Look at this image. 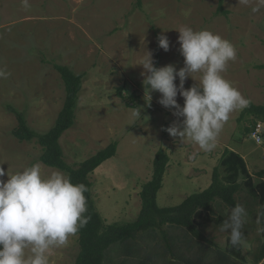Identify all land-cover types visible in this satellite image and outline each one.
I'll list each match as a JSON object with an SVG mask.
<instances>
[{
    "label": "rangeland",
    "instance_id": "1",
    "mask_svg": "<svg viewBox=\"0 0 264 264\" xmlns=\"http://www.w3.org/2000/svg\"><path fill=\"white\" fill-rule=\"evenodd\" d=\"M28 3L25 8L21 0H0V69L10 73L6 79L0 78V167L5 172L15 173L39 163L45 178L53 171L68 176L40 160L42 147L36 141H20L13 135L18 120L12 108L22 111L36 130L47 131L55 124L64 104L65 86L49 63L52 61L85 73L76 123L61 138L67 162L78 164L111 142L119 143L117 154L90 174L95 202L108 223L138 217L140 192L153 175V160L161 148L170 156L158 194L161 207L178 205L206 189L228 146L248 147L250 154L260 153L263 160L264 145L257 144L251 134L264 117L242 118L244 109L231 114L211 152L170 136L166 129L182 118L158 103L159 92H152L149 101L141 75L144 69L139 65L150 52L155 67L158 60L157 68L172 64L179 70L184 58L177 29H206L236 48V60L229 62L224 78L251 102L264 104V3L260 0H248L247 4L224 0L227 13L219 10L220 0ZM161 34L169 40L168 51L158 46ZM193 78L186 79L185 89L199 81L200 73ZM175 83L179 85L178 77ZM177 102L184 104L179 94ZM137 111L139 116L134 115ZM2 179L6 181L7 175ZM236 197L249 216L243 228L245 258L237 259L236 264H256L264 244L257 223L259 202L246 188ZM229 208L220 200L215 202L212 220L200 225L206 241L198 240L185 227L167 224L111 245L104 264H229L221 254L229 246L228 233L219 230ZM78 237L76 233L65 246L52 249L49 264H75L80 251ZM263 263L264 259L259 264Z\"/></svg>",
    "mask_w": 264,
    "mask_h": 264
},
{
    "label": "clouds",
    "instance_id": "2",
    "mask_svg": "<svg viewBox=\"0 0 264 264\" xmlns=\"http://www.w3.org/2000/svg\"><path fill=\"white\" fill-rule=\"evenodd\" d=\"M21 2L25 8L29 7L28 0ZM247 2L239 0L242 4ZM177 31L183 67L177 70L169 64L157 68L152 54L147 52L139 64L144 69L143 85L148 90L149 101L152 92H159L158 103L174 109L173 115L182 118L166 129L170 136L211 152L231 114L249 107L251 101L222 75L229 62L237 57L236 48L229 40L189 26H181ZM157 40L160 48L169 50L165 35H159ZM196 73H200L199 81L185 89L186 79H194ZM9 75L0 69V78L6 79ZM178 94L184 100L183 106L177 102ZM134 115L139 116L140 112ZM6 175L5 181L2 178ZM87 191L85 184H73L60 171H53L45 178L39 163L15 173L0 167V264H49L50 251L65 246L69 237L89 222L90 217L85 215ZM247 218L245 206L237 203L228 209L227 218L219 226L221 232L228 233L232 247L244 242ZM261 218H264V206L257 212L258 224ZM259 231L264 232V227Z\"/></svg>",
    "mask_w": 264,
    "mask_h": 264
},
{
    "label": "trees",
    "instance_id": "3",
    "mask_svg": "<svg viewBox=\"0 0 264 264\" xmlns=\"http://www.w3.org/2000/svg\"><path fill=\"white\" fill-rule=\"evenodd\" d=\"M223 2L224 0H220L219 10L227 13ZM49 63L60 73L65 86L64 104L55 124L47 131L36 130L28 123L22 111L12 108L18 120L13 135L20 141H36L42 147L40 160L45 165L66 172L73 184L83 183L88 188V191L84 193L87 199L85 215L90 219L87 225L77 232L80 251L75 264H104L106 251L111 245L135 238L141 231L162 229L167 224L185 227L198 240L206 241L208 238L200 225H205L212 220L210 212L215 202L220 200L230 207L234 206L238 203L236 195L243 188H246L249 194L258 200V211L261 206H264V180L256 183L245 158L234 150L226 149L221 164L214 168L212 182L206 189L189 195L178 205L161 207L158 204V194L163 188L165 173L170 162L169 154L161 148L156 152L153 160V175L140 192L142 208L138 217L125 222L108 223L95 202L94 183L90 179V174L117 154L119 143L111 142L78 164L72 165L67 162L61 138L76 123V111L85 73H77L70 66L62 63L54 61ZM158 63L157 60L156 67ZM120 94H122L121 90ZM250 115L264 117V104L251 102L249 107L243 110L241 117ZM257 175L264 177V170ZM260 224L261 228L264 227V218H261ZM261 234L264 237V232ZM221 254H224L229 264H236L237 259L245 258L243 245L232 247L229 243L225 253ZM263 259L264 244L255 263L259 264Z\"/></svg>",
    "mask_w": 264,
    "mask_h": 264
},
{
    "label": "crops",
    "instance_id": "4",
    "mask_svg": "<svg viewBox=\"0 0 264 264\" xmlns=\"http://www.w3.org/2000/svg\"><path fill=\"white\" fill-rule=\"evenodd\" d=\"M227 149L234 150L240 153L245 158L248 169L250 173L253 175L254 181L256 183L260 182L261 180H264V177H259L257 175L260 171L264 170V155H263V160H261L262 157L260 156V153L252 155L248 152L249 150L248 147L238 146V144L236 145V147L228 146ZM255 156H260V157H255ZM253 158H255L257 161H253V162L250 161V159Z\"/></svg>",
    "mask_w": 264,
    "mask_h": 264
},
{
    "label": "built area",
    "instance_id": "5",
    "mask_svg": "<svg viewBox=\"0 0 264 264\" xmlns=\"http://www.w3.org/2000/svg\"><path fill=\"white\" fill-rule=\"evenodd\" d=\"M254 141L259 145H264V122L258 121L252 130Z\"/></svg>",
    "mask_w": 264,
    "mask_h": 264
}]
</instances>
